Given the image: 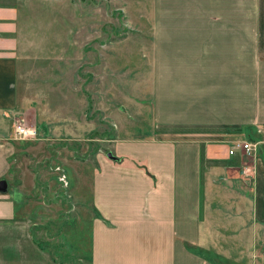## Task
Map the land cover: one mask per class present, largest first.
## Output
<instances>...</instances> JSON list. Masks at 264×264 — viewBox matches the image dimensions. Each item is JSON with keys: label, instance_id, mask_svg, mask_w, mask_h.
<instances>
[{"label": "crops", "instance_id": "0c3cea01", "mask_svg": "<svg viewBox=\"0 0 264 264\" xmlns=\"http://www.w3.org/2000/svg\"><path fill=\"white\" fill-rule=\"evenodd\" d=\"M18 17L0 0L2 179L16 140L32 138H14V124L37 130L34 106L16 96ZM150 31L152 124L213 130L115 137V159L96 154L87 264H217L208 254L226 257L214 239L264 240V0H153ZM244 127L255 150L228 154ZM0 209V264H72L32 239L36 216L13 213L12 197Z\"/></svg>", "mask_w": 264, "mask_h": 264}, {"label": "rangeland", "instance_id": "374dc122", "mask_svg": "<svg viewBox=\"0 0 264 264\" xmlns=\"http://www.w3.org/2000/svg\"><path fill=\"white\" fill-rule=\"evenodd\" d=\"M14 1L16 96L34 106L37 130L16 140L0 196L12 197L16 215L36 216L32 239L62 250L49 257L87 264L88 177L96 154L112 153L115 137L164 134L151 119L153 0ZM234 132L240 140L251 136L245 127ZM214 241L225 249V259L208 254L217 264H264L257 236Z\"/></svg>", "mask_w": 264, "mask_h": 264}, {"label": "built area", "instance_id": "2783aa9c", "mask_svg": "<svg viewBox=\"0 0 264 264\" xmlns=\"http://www.w3.org/2000/svg\"><path fill=\"white\" fill-rule=\"evenodd\" d=\"M13 137L17 139L31 138L35 135V130L23 124H14L13 126ZM256 148V143L251 140H240L234 139L230 143L227 150L228 154H233L236 151H241L245 154H250Z\"/></svg>", "mask_w": 264, "mask_h": 264}, {"label": "trees", "instance_id": "16d2710c", "mask_svg": "<svg viewBox=\"0 0 264 264\" xmlns=\"http://www.w3.org/2000/svg\"><path fill=\"white\" fill-rule=\"evenodd\" d=\"M198 131H210V129H203V128H158L156 132L163 133V132H170V133H186V132H198ZM248 140H252L253 138L249 135L245 136Z\"/></svg>", "mask_w": 264, "mask_h": 264}, {"label": "water", "instance_id": "95a60500", "mask_svg": "<svg viewBox=\"0 0 264 264\" xmlns=\"http://www.w3.org/2000/svg\"><path fill=\"white\" fill-rule=\"evenodd\" d=\"M105 156L109 159H115L116 158L109 151L105 152ZM6 190H7V183L4 179L0 178V193H4Z\"/></svg>", "mask_w": 264, "mask_h": 264}]
</instances>
